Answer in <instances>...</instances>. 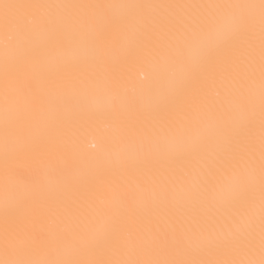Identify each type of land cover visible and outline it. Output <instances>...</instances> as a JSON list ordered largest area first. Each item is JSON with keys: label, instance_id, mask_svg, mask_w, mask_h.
Masks as SVG:
<instances>
[{"label": "snow or ice", "instance_id": "obj_1", "mask_svg": "<svg viewBox=\"0 0 264 264\" xmlns=\"http://www.w3.org/2000/svg\"><path fill=\"white\" fill-rule=\"evenodd\" d=\"M0 264H264V0H0Z\"/></svg>", "mask_w": 264, "mask_h": 264}, {"label": "bare ground", "instance_id": "obj_2", "mask_svg": "<svg viewBox=\"0 0 264 264\" xmlns=\"http://www.w3.org/2000/svg\"><path fill=\"white\" fill-rule=\"evenodd\" d=\"M154 2H158V0H154ZM94 141H89V144L93 143Z\"/></svg>", "mask_w": 264, "mask_h": 264}]
</instances>
